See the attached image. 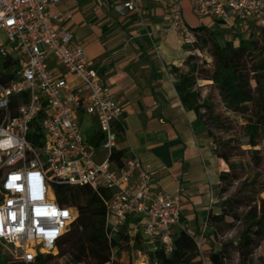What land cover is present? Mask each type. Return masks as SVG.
Returning a JSON list of instances; mask_svg holds the SVG:
<instances>
[{"label":"built area","instance_id":"2783aa9c","mask_svg":"<svg viewBox=\"0 0 264 264\" xmlns=\"http://www.w3.org/2000/svg\"><path fill=\"white\" fill-rule=\"evenodd\" d=\"M64 1L0 0V58L19 63L15 77L0 83V243L11 247L22 264H32L38 253L56 251L75 212L57 205L52 186L85 185L112 196L104 202L110 236L128 217L139 218L142 239L169 256L173 235L181 229L179 192L152 191L148 167L135 156L120 168L112 162L122 106L64 27L72 16L49 11ZM142 1L164 6L171 27L189 46L197 37L184 21V2L199 20L256 36L264 28V0H127L114 11L136 13ZM85 116L95 120L102 136L96 149L81 132ZM34 123L40 130L33 144L28 135ZM97 151L101 159H95ZM204 236L205 228L194 238L199 251Z\"/></svg>","mask_w":264,"mask_h":264},{"label":"trees","instance_id":"16d2710c","mask_svg":"<svg viewBox=\"0 0 264 264\" xmlns=\"http://www.w3.org/2000/svg\"><path fill=\"white\" fill-rule=\"evenodd\" d=\"M192 30L202 48L209 50L211 67L207 68L204 60L189 52L180 67H171L170 70L181 104L195 115L192 130L197 138L204 136L217 140L212 127L219 129L223 117L215 113L207 98L200 101L198 90L199 81L209 82L225 111L243 120L240 130L246 139L244 145L249 148L246 151L241 150L242 145L237 148L241 155L248 156L246 166L242 158L239 160L238 154H232L234 138L220 140L212 149L214 156L228 167L227 172L219 175L217 195L223 196L235 183L238 186L234 194L226 199V212H207L205 237L209 236V230L220 224L232 228V223L240 222L243 226L234 248L241 260L246 261L247 256L264 241V199L261 198L264 195V165L260 167L259 163L261 159L264 164V28L258 36L249 32L237 46L230 41L219 43L213 32H209L206 27ZM18 70L17 60L11 57L0 58V83L6 84L12 80ZM1 116L0 111V118ZM33 127L28 137L34 144L40 129L36 123ZM101 139L100 133L94 130L90 134L89 145L96 149ZM110 158L117 168L125 160L120 151H113ZM245 167L250 172H245ZM52 193L59 207L74 210L75 219L56 242L57 254L38 253L32 264H52L59 259H63L64 264H131L120 262V254L124 250L143 254L151 264H203L202 254L196 247L194 238L184 231L173 235V250L169 256L157 245H149L142 239L137 228L139 218L128 217L117 232L110 236L104 204L112 197L108 191H101L98 195L85 185L54 184ZM241 209L242 214L239 213ZM226 218L232 222H226ZM245 249L247 252H243ZM227 260H230V255L224 249H210L209 264H226ZM261 264H264V258L261 259Z\"/></svg>","mask_w":264,"mask_h":264},{"label":"crops","instance_id":"0c3cea01","mask_svg":"<svg viewBox=\"0 0 264 264\" xmlns=\"http://www.w3.org/2000/svg\"><path fill=\"white\" fill-rule=\"evenodd\" d=\"M126 1L65 0L49 11L72 16L64 27L122 106V130L116 134L114 150L125 159L135 156L148 167L152 191L179 192L181 229L176 232L195 238L203 229L224 170L209 146L195 136V115L181 104L174 89L171 67H180L188 53L181 50L166 9L142 1L138 12L120 16L114 7ZM183 17L191 29L206 27L192 15L187 2ZM94 130L95 120L85 116L83 136L89 139ZM102 157L101 151L95 152V159Z\"/></svg>","mask_w":264,"mask_h":264},{"label":"rangeland","instance_id":"374dc122","mask_svg":"<svg viewBox=\"0 0 264 264\" xmlns=\"http://www.w3.org/2000/svg\"><path fill=\"white\" fill-rule=\"evenodd\" d=\"M200 22L204 23V26H206L209 32H213L214 38L219 43H222L224 41H230L233 43L234 46H236L238 45L240 40H243L247 37L244 31L241 32V30L239 29L223 27L214 20L204 19ZM174 30L176 31L177 41L180 45L181 50L184 53L187 52L189 54V52H192L193 54L197 55L200 60H204L207 63V68H210L212 65V60L209 56V50L207 48H202V44L198 42V39L197 43L192 46L184 44L180 32L176 29ZM3 40L4 37L2 34H0V43L3 42ZM12 57L19 58V55L17 52H12ZM198 90L200 93V101L207 98L208 102L213 106L215 113L221 114L223 117V122L220 125L219 129L212 127V133L214 134V138H216L217 140L206 138L204 136L200 139L209 146L211 155L216 158L212 150L214 145H217L220 140L223 141L227 140L228 138H234L235 143L233 144L234 148L232 154H238L239 160H241L242 158V162L246 166L248 164V156L241 155L237 149L238 145H242L241 150L243 151L249 149L246 145H244L246 139L243 136L242 131L240 130L241 125L244 123L243 120L225 111L222 102L218 98L217 92L214 88L210 87L209 82L199 81ZM220 163L222 164L224 172H227V165L222 160H220ZM259 163L260 167H263L264 164L262 163L261 159H259ZM245 172H250L248 167H245ZM237 186L238 184L235 183L234 186L230 188L226 194L220 196L217 195L218 188L220 187L219 184L217 189L212 193V205L210 210L214 214H221L222 212H226V199L234 194ZM261 198L264 199V195H261ZM241 208L243 209V207ZM242 209L239 211L240 214H242ZM226 222L230 223L232 221L226 218ZM232 224V228L227 227L225 224H220L215 229L209 230L210 233L208 237L204 236L202 248L200 251L202 254L203 264H209L208 254L211 248H213L214 251L224 249L228 252V254L230 255V260H227L226 264H261V259L264 258V241L261 243L260 247L256 248L247 256L246 261H242L238 252L235 251L234 247L235 244L238 242V236L240 231L242 230L243 225L240 222H234ZM139 226L140 225H138L137 228L141 229V226ZM203 228H205V234H207L206 220L204 222ZM230 243H233V245L230 246ZM206 245L207 248L205 247ZM243 252H247V249L243 250ZM42 254L47 253L42 252ZM51 254L56 255L57 251H54ZM119 260L120 262L124 263L131 262V264H151L150 260L143 254L139 255L138 253L127 250L121 252ZM0 264H20L19 255L16 254L11 247L6 246L2 243H0ZM52 264H64V261L63 259H59L53 262Z\"/></svg>","mask_w":264,"mask_h":264}]
</instances>
